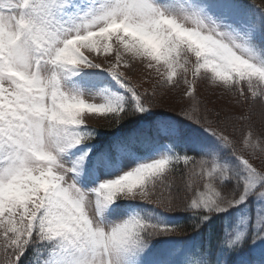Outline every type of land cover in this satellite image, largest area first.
Returning <instances> with one entry per match:
<instances>
[{
	"label": "snow or ice",
	"instance_id": "6c2138e0",
	"mask_svg": "<svg viewBox=\"0 0 264 264\" xmlns=\"http://www.w3.org/2000/svg\"><path fill=\"white\" fill-rule=\"evenodd\" d=\"M0 264H264V4L0 0Z\"/></svg>",
	"mask_w": 264,
	"mask_h": 264
},
{
	"label": "rangeland",
	"instance_id": "374dc122",
	"mask_svg": "<svg viewBox=\"0 0 264 264\" xmlns=\"http://www.w3.org/2000/svg\"><path fill=\"white\" fill-rule=\"evenodd\" d=\"M143 71L144 70L140 66H136L131 71H129L127 74L132 76L134 82L142 85V89L147 88V89L151 90L153 87V84H154V80L153 79L146 80L143 76ZM197 95L200 97V99L202 101L207 102V106L209 108H212L215 106L213 102L217 101L218 98L220 97V91L213 89L207 83H202L198 88ZM158 99H160L165 104L166 107L174 99L178 102V106L184 104V101L179 100L178 96H175V95L168 93V92H165V94L161 97H158ZM254 119L257 121V124L259 125V117L258 116L254 117ZM88 123L90 125L95 126V127H100L101 125L106 124L107 120L97 117L94 119H89ZM228 131L230 133L232 132L231 127L228 128ZM187 242L194 243L197 245L200 244L199 240H197V238H195L194 240H188Z\"/></svg>",
	"mask_w": 264,
	"mask_h": 264
},
{
	"label": "trees",
	"instance_id": "16d2710c",
	"mask_svg": "<svg viewBox=\"0 0 264 264\" xmlns=\"http://www.w3.org/2000/svg\"><path fill=\"white\" fill-rule=\"evenodd\" d=\"M244 2L246 4H251L254 2L256 5L264 4V0H244ZM107 125H108V121L106 124L101 125L98 128L107 129ZM177 218H178L177 223L180 225V231H179V233L176 234L177 239L187 240V238L195 237V238H197V240H199L200 244L201 243L207 244L209 235L211 234V231H212L211 227L206 229L202 235L197 236V235H195L196 230L192 226L194 223L192 220L185 219L183 217H177Z\"/></svg>",
	"mask_w": 264,
	"mask_h": 264
}]
</instances>
